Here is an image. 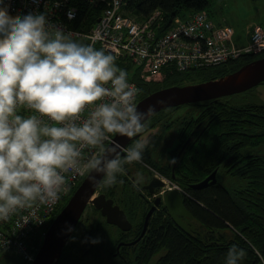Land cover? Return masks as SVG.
I'll list each match as a JSON object with an SVG mask.
<instances>
[{"label": "clouds", "instance_id": "clouds-1", "mask_svg": "<svg viewBox=\"0 0 264 264\" xmlns=\"http://www.w3.org/2000/svg\"><path fill=\"white\" fill-rule=\"evenodd\" d=\"M4 4L0 0V222L54 205L68 191L69 175L87 176L101 189L119 183L126 164L142 161L148 140L127 149L105 144L113 135L142 134L153 111L138 110V89L114 55L77 42L43 13L13 20ZM85 150L95 155L86 158ZM245 255L233 245L224 264H241Z\"/></svg>", "mask_w": 264, "mask_h": 264}, {"label": "flooded vegetation", "instance_id": "flooded-vegetation-1", "mask_svg": "<svg viewBox=\"0 0 264 264\" xmlns=\"http://www.w3.org/2000/svg\"><path fill=\"white\" fill-rule=\"evenodd\" d=\"M140 94L139 99L145 96ZM232 96L208 104L205 121L189 124L185 119L191 112L184 113V110L176 114L177 107L164 108L148 117L145 131L134 137L126 147L127 149L136 141L147 139L148 146L142 161L125 165V171L118 176L120 189L117 186L107 191L100 186L97 189V194L103 193L112 198L124 211L130 224L129 229L124 230L106 222L100 211L89 205L88 208L95 213L93 219L88 220L84 212L77 225L79 245L69 244L58 264H154L163 255L164 249L147 254L145 248H148L151 227L159 215H162V221H168L187 234H201L197 228L199 223L188 207L187 195L191 190L215 184L227 192L237 193L245 188V176L242 172L244 166L264 157V145L255 144L254 139L260 129L256 121L259 117L257 107L264 104L234 101L231 100ZM216 116L232 121V125L227 123L224 129L217 128ZM217 129L220 130L218 136L224 139L223 143L228 151L219 159L211 160L210 156L206 155L205 165L201 166L196 162L197 153L207 146L209 141L212 142L213 132ZM140 170L146 174L145 181L138 178ZM210 175H213L214 182L198 187V183ZM153 178L165 182V186L160 187L154 195L150 193L155 189L151 183ZM174 185L180 188L181 191H178L184 206L192 215L182 218L186 220V231L178 227L162 201L167 191L176 188ZM156 197H160L161 201L154 205ZM65 198L62 199V204ZM151 208L152 212L146 219ZM52 218L53 216L49 218L48 225ZM94 240L97 242L93 243Z\"/></svg>", "mask_w": 264, "mask_h": 264}, {"label": "built area", "instance_id": "built-area-1", "mask_svg": "<svg viewBox=\"0 0 264 264\" xmlns=\"http://www.w3.org/2000/svg\"><path fill=\"white\" fill-rule=\"evenodd\" d=\"M83 1L93 8L99 7L100 15L91 24H86L88 19L83 16L77 27L72 26L79 15L74 0H5L4 7L13 20L28 13L45 14L53 26L71 33L77 42L90 44L97 50L114 55L117 61L129 62L138 67L140 78L144 81L155 79L158 74L164 76L174 72L208 69L264 51L263 25H253L248 42L238 44L234 40L235 30L229 25L214 22L206 9L187 17L175 15L170 19L169 26L164 28L166 20L160 10L139 20L123 10V0ZM70 10L72 19H68ZM128 80L138 89L137 100L140 88L134 80ZM87 115L88 110L84 118ZM93 155L95 150L84 152L86 158ZM83 177L69 175L68 191L54 205H37L33 209L21 210L8 221L0 222V253L15 250L25 262H31L49 218Z\"/></svg>", "mask_w": 264, "mask_h": 264}, {"label": "trees", "instance_id": "trees-1", "mask_svg": "<svg viewBox=\"0 0 264 264\" xmlns=\"http://www.w3.org/2000/svg\"><path fill=\"white\" fill-rule=\"evenodd\" d=\"M74 1L79 8V15L72 23L73 27L79 25L83 16L88 19L85 21L86 24H91L99 17V7L93 8L83 0ZM123 3V10L139 20L150 16L155 10L162 11L166 20L164 28H167L170 19L175 15L187 17L201 9L208 11L209 0H123ZM263 55L264 51L255 55H244L208 69L174 72L165 75L161 81H144L140 78V69L129 62L116 60V65L126 70L128 78L138 84L141 96L161 87L181 83L193 76L208 78L225 74ZM212 103H216V100L188 105L198 110H191V116L189 115L185 121L189 124L205 121L208 109L206 106ZM257 112L259 117L256 121L260 129L254 138L255 144L264 145V105H259ZM231 122L221 116L215 117L217 128L224 129L225 124L228 123L230 126ZM219 132L218 129L213 132L212 142L209 141L207 146L198 151L197 164L205 165L206 155H209L211 160L219 159L228 151L223 143L224 139L218 136ZM242 172L245 176V188L237 193L227 192L219 185L213 184L191 190L187 195L188 207L201 225L199 228L201 234H187L168 221H162V215L156 218L151 227L148 248H145L147 254L164 249L163 255L154 264H224L226 254L233 245L246 253L241 264H264V157L246 164ZM114 187L115 185L106 191ZM73 190L68 193L65 202ZM63 205L60 203L56 208L53 218ZM40 245L41 242L38 243L37 249Z\"/></svg>", "mask_w": 264, "mask_h": 264}, {"label": "water", "instance_id": "water-1", "mask_svg": "<svg viewBox=\"0 0 264 264\" xmlns=\"http://www.w3.org/2000/svg\"><path fill=\"white\" fill-rule=\"evenodd\" d=\"M263 82L264 55L219 76L208 78L193 76L190 79H184L181 83L161 87L138 98L136 105L140 111H145L150 106L153 108V111L148 113V118L164 108L221 100L226 96L245 92ZM133 138L113 135L105 147H110L114 141L121 145L122 149H126ZM119 155L124 157L126 153L121 152ZM100 178L97 176V180ZM214 180L213 175H210L198 183V187L205 186ZM151 183L155 186V189L150 192L153 195L160 187L165 186V182L157 178H153ZM98 187L99 184L89 183L87 176H84L46 228L41 245L29 264H58L67 246L74 242L78 243L80 240L77 225L89 205L99 210L106 222L115 224L124 230L129 229L130 224L124 211L113 202L112 198L106 197L103 193L97 194ZM159 201H161L160 197H156L154 205H157ZM162 201L178 227L186 231L184 228L186 220L182 218H189L192 215L184 206L180 192L176 189L169 190L163 195ZM152 209L147 212L146 219Z\"/></svg>", "mask_w": 264, "mask_h": 264}, {"label": "rangeland", "instance_id": "rangeland-1", "mask_svg": "<svg viewBox=\"0 0 264 264\" xmlns=\"http://www.w3.org/2000/svg\"><path fill=\"white\" fill-rule=\"evenodd\" d=\"M207 9L214 22L229 25L235 30L234 40L240 44L248 42L253 25L260 24L264 26V0H209ZM164 77L165 75L158 74L155 75V79H149L148 81H161ZM232 99L244 103L255 102L264 104V82L245 92L233 95L231 97V100ZM188 105L189 104L179 106L176 110V114L183 112L184 110V113L191 112V110H198L197 108ZM127 167L130 166L127 165ZM153 167L155 166L153 165ZM138 178L140 181L146 180V174L143 170H140ZM117 185L120 189V183ZM117 185H115V187ZM87 208L88 207L85 209V214L88 216V220L93 219L95 213L91 208ZM197 228H201V225L197 224ZM0 261L2 264H26L15 250L1 252Z\"/></svg>", "mask_w": 264, "mask_h": 264}, {"label": "crops", "instance_id": "crops-1", "mask_svg": "<svg viewBox=\"0 0 264 264\" xmlns=\"http://www.w3.org/2000/svg\"><path fill=\"white\" fill-rule=\"evenodd\" d=\"M216 23H218V22H216ZM236 42V41H235ZM237 43V42H236ZM238 44H240V43H238Z\"/></svg>", "mask_w": 264, "mask_h": 264}]
</instances>
